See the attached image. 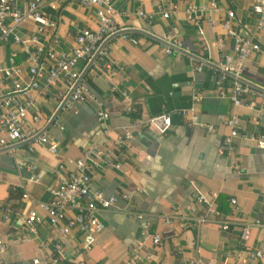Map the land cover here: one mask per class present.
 Wrapping results in <instances>:
<instances>
[{"label": "crops", "instance_id": "0c3cea01", "mask_svg": "<svg viewBox=\"0 0 264 264\" xmlns=\"http://www.w3.org/2000/svg\"><path fill=\"white\" fill-rule=\"evenodd\" d=\"M190 4L208 9L199 25L187 18ZM114 7L116 23L138 42L117 34L108 40L107 54H98L89 64L79 63L94 99L77 103L73 110L59 108L58 96L67 91L62 81L44 92L33 89L27 96L36 103L27 115L28 124L51 135L59 151L51 152L36 140L0 149V238L6 245L0 264H33L35 258L50 254L55 243L68 251L61 264H131L145 229L162 241L154 246L151 238L145 239L139 254L151 251L153 258L136 264H241L243 250L264 245V149L248 137H237L234 151H229L224 145L231 131L226 122L237 115L245 135L264 137V100L255 95L250 97L254 105H235L230 98L235 77L225 74L221 64L228 57L237 59L235 42L225 27L229 11H234L231 26L262 46L243 62L240 79L264 92V32L257 28L253 0H115ZM44 9L57 28L46 31L43 40L59 52H71L82 29L99 26L95 8L80 0H45ZM140 10L146 16H140ZM18 31L26 37L37 31V25L25 20ZM167 35L180 43L172 45L171 53ZM14 50L19 51L24 81L31 82L22 47L1 38L0 65L10 64ZM12 88L0 73V98ZM128 107L133 110L128 112ZM100 110L108 115L104 121L99 120ZM159 114L172 116L166 134L146 124ZM126 131L133 139L123 149L121 167L103 166L94 172L93 191L119 198L114 207L101 212L106 228L94 246L84 250L82 234L73 230L62 235L40 203L51 201L50 187L57 185L60 169L68 174L72 161L94 144L118 151L115 141ZM197 189L206 195L217 193L221 210V216H208L201 225L195 220L207 213L196 200ZM25 193L30 198L25 199ZM125 193L128 199L122 197ZM9 206L14 212L5 220ZM34 208L43 222L37 234L24 238L22 217ZM134 213L144 219H136ZM179 216L187 219L186 227L180 226ZM226 221L229 230L223 229ZM247 226L249 236L243 240ZM249 264H264V258Z\"/></svg>", "mask_w": 264, "mask_h": 264}, {"label": "built area", "instance_id": "2783aa9c", "mask_svg": "<svg viewBox=\"0 0 264 264\" xmlns=\"http://www.w3.org/2000/svg\"><path fill=\"white\" fill-rule=\"evenodd\" d=\"M88 8H95V14L99 20V26L96 29H82L76 39V45L71 52H59L52 47L47 46L43 40V34L50 29L57 28V22L53 16L45 11V0H20L26 6L24 10L16 0H0V38L2 41L22 47L26 54V60L29 63V72L31 82H25L21 66L17 63L19 51H12L10 64L0 65V73L4 79L9 80L13 88L5 96L0 98V149L14 144L36 140L39 144L47 146L51 152L57 153L60 149L58 142L46 132L35 131L27 121V115L32 108H36L33 99L28 98L33 89L44 92L62 81L66 84L67 91L59 94V108L73 110L79 102H87L94 99L90 84L84 77V71L79 69V63L89 64L98 54H107V42L117 34L124 38H129L137 43L136 38L127 35L122 27L115 20V0H80ZM212 9L217 10V4H212ZM207 7L190 4L186 9L187 18L190 22L199 25L203 18H206ZM253 13L257 16V28L264 32V0H253ZM140 16H146L145 11L140 10ZM170 13L165 12L164 16L169 17ZM229 20L225 27L228 34L234 40V50L236 62L232 57H228L225 64H221L225 74H231L235 77V82L231 90L230 98L235 105L248 103L250 106L255 102L250 99L255 95H261L264 100V92L259 91L249 85L244 84L240 79V70L243 62L255 53L261 52L262 46L259 41L250 38L242 29H236L231 26V21L235 19L234 11H229ZM25 20H31L37 25V31L26 37L18 31V26ZM215 24V21L212 20ZM165 41L169 44L167 52H172V45L180 43L170 35H167ZM46 65L48 68H46ZM45 78V83L43 80ZM223 79L218 81L222 87ZM44 85V87H43ZM225 94L224 90L221 91ZM20 97H24L25 100ZM249 98V99H246ZM131 112L132 107L127 108ZM186 111H184L185 113ZM100 121L107 119L105 111L98 112ZM39 117L36 116L35 120ZM227 125L231 131L224 139L225 148L234 151V139L237 137H248L256 141L259 148L264 149V137L256 135L247 136L242 132L240 119L234 115L227 120ZM146 124L154 128L160 134H166L172 128V116L170 114H159L149 118ZM212 131L213 126H208ZM133 139V134L126 131L116 141L118 151H114L99 144H94L83 157L72 161L74 168L68 173L63 174L61 169L58 171L57 185L50 187L52 199L47 203H40V209L49 217L50 224L56 228L62 235H70L73 230H77L83 237V249L89 250L97 242L98 236L105 230L106 224L101 218V212L111 209L115 206L118 196L107 197L102 191H93L94 172L103 166L121 167L123 160V149ZM239 167V166H238ZM63 168V166L61 167ZM129 198L127 193L122 196ZM24 198H30L28 193ZM218 194L212 192L206 195L197 189L196 200L206 208L207 215L201 216L195 220L196 224L201 225L207 221L208 216L219 217L221 210L217 204ZM233 205L237 204L236 199H232ZM13 208L9 206L3 214L4 219H9L13 213ZM136 219H144L141 213H134ZM71 215V216H70ZM180 220V226L186 227L188 221L186 218L177 217ZM23 220V237L28 238L30 234H37V227L43 222V216L38 208L29 211ZM167 219V223H171ZM223 229L229 230L230 225L226 221L223 223ZM249 236V227L242 231V239L246 240ZM151 238L154 246L161 244L162 238L159 234H151L148 230L143 232V241L139 242L134 249L135 257L131 264L142 261L144 258L151 260L153 253L147 252L144 256L139 252L143 251L145 239ZM6 249L3 239L0 238V263L1 256ZM264 258V245L257 249H246L240 254L241 264H249L257 259ZM68 259V251L61 243H55L50 254L43 258H35L33 264H61Z\"/></svg>", "mask_w": 264, "mask_h": 264}]
</instances>
